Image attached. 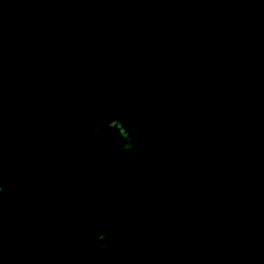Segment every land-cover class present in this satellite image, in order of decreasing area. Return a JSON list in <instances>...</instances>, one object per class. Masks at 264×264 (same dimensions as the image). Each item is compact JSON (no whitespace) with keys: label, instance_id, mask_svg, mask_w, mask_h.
<instances>
[{"label":"flooded vegetation","instance_id":"flooded-vegetation-1","mask_svg":"<svg viewBox=\"0 0 264 264\" xmlns=\"http://www.w3.org/2000/svg\"><path fill=\"white\" fill-rule=\"evenodd\" d=\"M251 2L254 11L264 19L261 1ZM24 5L26 0H0V107L13 121L11 126L14 133L13 137L9 136L2 143L0 161L5 159L7 165L0 169V179L9 178L11 181L14 172L10 174L9 169L16 163L12 160L11 146L17 141L22 167L23 160H27L25 146H28L27 133L22 131L25 126L16 127L19 119L13 111L14 97L20 96L23 99L25 91L30 86H36L30 85L33 83L36 65L39 101V54L46 23V17L43 26L37 17L28 19L35 11ZM19 14L25 17L18 21L16 17ZM112 35L125 36L121 33L102 37L100 41L105 44L102 52H97V49L87 44L82 54L80 48L76 56L73 78L70 239L72 237L74 243L80 242L88 251H100L96 232L88 233L83 229V225L90 222L97 226V231L105 233L109 246L126 247L129 233H133L138 226L142 229L151 227L153 231L159 232L161 210L169 212L171 222L183 232L184 241L201 239V234L221 225L212 222L214 218L210 216V210L216 211L226 203H235L237 206H246V203L220 199L224 180V177H218L221 168L214 166L212 180L209 181L208 139L199 130V125L193 123L192 117L177 118L183 107L177 106L174 87L171 85L172 76L167 75L174 70L162 63L163 57L169 52L155 42L162 40L154 37L153 44L144 40L130 42L138 46L128 50L120 48L130 45L127 42L114 45L113 40L109 39ZM118 48L125 50L118 54L126 56L125 59L115 63H111V60H95L96 52L108 54ZM155 54L159 57L156 58ZM131 60L135 61L127 69L130 77H105L110 71L115 72L117 67ZM97 65L100 66L98 70ZM97 83L100 91L95 92L93 98L86 99ZM96 117L102 118L99 127L103 131L99 134H94L92 129V121ZM109 118L123 121L132 135L134 147L131 150H123L125 141L120 138L117 130L106 127ZM18 140L24 142L22 147ZM33 142L34 136L32 147ZM201 154L205 155L191 167ZM201 163L203 166L200 174L177 194L180 184ZM227 171L230 177L228 167ZM1 199L0 206L8 205L1 202ZM245 209H241L243 216L239 217L252 216L253 212L247 206ZM10 222V216L0 212V238L9 235Z\"/></svg>","mask_w":264,"mask_h":264},{"label":"trees","instance_id":"trees-1","mask_svg":"<svg viewBox=\"0 0 264 264\" xmlns=\"http://www.w3.org/2000/svg\"><path fill=\"white\" fill-rule=\"evenodd\" d=\"M45 1L26 0L24 5L35 11L28 19L37 17L42 26L47 12L56 2ZM201 1L232 37L264 84V19L254 11L251 0ZM22 17L25 16L19 14L16 18L19 21ZM109 37L114 45L137 42L135 39L126 41L123 35ZM155 41L162 44L165 42ZM123 51L118 48L108 54L96 52L95 60H111V63H115L126 58L118 55ZM256 51L259 53L256 54ZM191 61L192 71L167 74L172 76L171 85L174 87L176 104L183 107L177 118L192 117L193 123L199 125V130L207 137V168L211 174L209 181L212 180L214 166L222 169L218 177H224L220 199L244 201L253 212L252 216L234 217L226 229L208 236L205 241L198 239L186 242L183 232L176 228L171 218L165 220L161 211L159 232L151 228L152 234L145 240L137 239L129 233L126 247L109 246L108 252L88 251L80 242L74 243L71 237L68 264H264V168L219 79L197 57L193 56ZM33 73L34 79L30 85L36 86H30L23 92V99L20 96L14 97L13 111L19 119L16 127L24 125L22 131L27 133V160H23L22 177L13 174L12 181L9 178L0 179L5 189L0 195L3 198L1 202L10 205L12 209L9 235L0 238V264H29L31 256L32 141L39 105L36 65ZM203 155L194 160L191 167ZM227 167L231 172L230 177ZM109 252H114L115 256L110 257Z\"/></svg>","mask_w":264,"mask_h":264},{"label":"water","instance_id":"water-1","mask_svg":"<svg viewBox=\"0 0 264 264\" xmlns=\"http://www.w3.org/2000/svg\"><path fill=\"white\" fill-rule=\"evenodd\" d=\"M260 1L264 6V0ZM104 9L127 13L160 27L210 68L221 82L264 168V85L238 45L201 0H56L46 16L39 54L29 264H68L74 67L88 29ZM134 61L124 63L116 68L117 73L110 71L105 77H130L127 69ZM98 85L89 91L86 99L100 91ZM11 124L13 121L0 107V151L3 141L14 136ZM202 166L203 163L199 164L180 184L177 194L200 174ZM227 227L221 224L199 238L205 241Z\"/></svg>","mask_w":264,"mask_h":264},{"label":"rangeland","instance_id":"rangeland-1","mask_svg":"<svg viewBox=\"0 0 264 264\" xmlns=\"http://www.w3.org/2000/svg\"><path fill=\"white\" fill-rule=\"evenodd\" d=\"M130 14L127 13H118L115 10L112 9H104L100 11L96 17L95 20L92 22L90 28L88 29L85 38L82 42V47H80V54H82L83 49L87 44L92 49H97V52H102L104 48V43L102 40V37H105L110 34H121L123 33L127 40L126 41H133L135 39L136 41H146L151 44L154 41V37L161 39L162 41H168L164 42V44H161L162 48H165L168 50L169 54H167L162 60V63L165 67L174 70V71H192L191 68L193 58V53H191L189 50L187 51L184 46L175 38H173L168 32L165 30L156 27V25L151 24L147 21H144L138 17L135 18V16L130 17ZM135 34V35H131ZM154 34V35H151ZM146 36H149L148 38ZM157 36V37H156ZM160 37V38H159ZM156 42V41H155ZM130 44V45H134ZM150 44V45H151ZM175 44V45H173ZM128 50H131L133 48H125ZM156 58L159 57V55H154ZM194 57H196L194 55ZM86 58V56L84 57ZM83 58L81 59L82 62ZM20 142V145L22 147L23 141L18 140ZM19 145V144H18ZM19 145V146H20ZM20 147V148H21ZM12 160L14 165H12V168L9 169L12 174L14 172L17 176L22 177L24 167H22V163L19 160V154L21 156V151H19V148L17 147V141L15 143L13 142L12 146ZM16 148V149H15ZM5 165H7V162L5 159L0 161V169H2ZM13 173V174H14ZM164 199V195L162 196ZM242 210H246V206L239 205L235 203H226L224 206L214 210H210V216L214 218L212 222H215L216 225L223 224L224 226H229L231 222H233L234 217H239L240 215L243 216ZM163 215H165L166 219L171 218V215L169 212L166 214L164 210ZM0 212L4 213V215H9L12 217V209L10 205L0 206ZM7 218V217H6ZM162 218V212L160 216V220ZM12 218H10V221ZM148 230V232H147ZM151 227L142 229L140 226L136 227L135 230H133V233L131 234L133 237H136L137 239L145 240L146 237L150 236L152 234ZM146 235V236H145Z\"/></svg>","mask_w":264,"mask_h":264},{"label":"clouds","instance_id":"clouds-1","mask_svg":"<svg viewBox=\"0 0 264 264\" xmlns=\"http://www.w3.org/2000/svg\"><path fill=\"white\" fill-rule=\"evenodd\" d=\"M101 123H102V118L101 117H96L92 121V129H93V133L94 134H99V133H101L103 131L99 127V125ZM106 127L114 128V129L117 130L120 138L125 141V143L123 145V150H131V148L134 147V143L132 141V135L129 132V130L124 126L122 120L109 118V120L107 121ZM4 191H5L4 186H3L2 183H0V195H2ZM83 229L86 232H88V233L96 232V238L100 242L98 244V247H99L100 251L101 252H108L109 243H108V239H107V237H106L104 232L97 231L98 230L97 226L95 224L90 223V222H86L83 225ZM109 256L110 257L115 256V253L114 252H109Z\"/></svg>","mask_w":264,"mask_h":264},{"label":"bare ground","instance_id":"bare-ground-1","mask_svg":"<svg viewBox=\"0 0 264 264\" xmlns=\"http://www.w3.org/2000/svg\"><path fill=\"white\" fill-rule=\"evenodd\" d=\"M115 6V5H114ZM113 73H117L116 71L115 72H113Z\"/></svg>","mask_w":264,"mask_h":264}]
</instances>
